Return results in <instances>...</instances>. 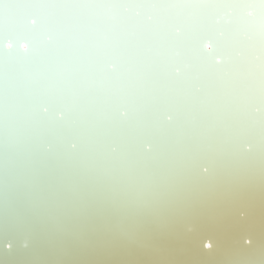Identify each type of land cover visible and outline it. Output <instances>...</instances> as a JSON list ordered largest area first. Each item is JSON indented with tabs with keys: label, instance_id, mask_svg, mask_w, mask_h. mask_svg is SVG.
Returning a JSON list of instances; mask_svg holds the SVG:
<instances>
[{
	"label": "bare ground",
	"instance_id": "1",
	"mask_svg": "<svg viewBox=\"0 0 264 264\" xmlns=\"http://www.w3.org/2000/svg\"><path fill=\"white\" fill-rule=\"evenodd\" d=\"M0 264H264V0H0Z\"/></svg>",
	"mask_w": 264,
	"mask_h": 264
}]
</instances>
